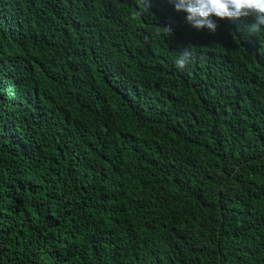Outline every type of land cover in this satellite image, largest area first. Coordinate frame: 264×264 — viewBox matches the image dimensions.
<instances>
[{
    "label": "trees",
    "instance_id": "obj_1",
    "mask_svg": "<svg viewBox=\"0 0 264 264\" xmlns=\"http://www.w3.org/2000/svg\"><path fill=\"white\" fill-rule=\"evenodd\" d=\"M185 16L0 0V264H264V31Z\"/></svg>",
    "mask_w": 264,
    "mask_h": 264
},
{
    "label": "clouds",
    "instance_id": "obj_2",
    "mask_svg": "<svg viewBox=\"0 0 264 264\" xmlns=\"http://www.w3.org/2000/svg\"><path fill=\"white\" fill-rule=\"evenodd\" d=\"M176 11L186 13V21L196 29L207 28L215 32L219 19L240 20L251 16L252 22L243 25L247 33L252 35L264 31V0H173ZM148 9L150 0H142ZM157 33L169 37L173 33L170 25L157 26ZM147 39V37H145ZM193 50L190 47L179 52L174 64L178 69H184L192 60Z\"/></svg>",
    "mask_w": 264,
    "mask_h": 264
}]
</instances>
